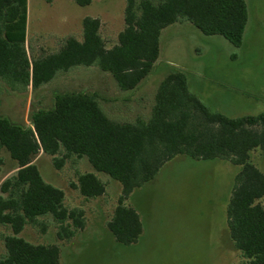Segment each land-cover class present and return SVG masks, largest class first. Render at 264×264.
<instances>
[{
    "label": "trees",
    "instance_id": "1",
    "mask_svg": "<svg viewBox=\"0 0 264 264\" xmlns=\"http://www.w3.org/2000/svg\"><path fill=\"white\" fill-rule=\"evenodd\" d=\"M74 1L88 7L94 0ZM248 20L245 0H127L125 28L112 47L101 34V21L86 18L82 40L69 38L57 53L30 62L27 0H0V81L35 91L59 72L97 67L111 74L121 91L132 92L153 72L168 27L190 23L204 36H220L241 48ZM100 102L97 95L65 93L55 96L52 109L33 112L29 126L0 117V152H8L17 164L0 186V228L12 231L0 233L6 250L0 264H60L58 246L20 237L41 218H53L60 241L85 230V211L68 208L65 193L44 181L36 165L41 155L51 156L58 171L86 158L96 172L121 184L107 228L123 246L143 235L138 212L126 202L166 163L185 156L239 167L226 211L230 239L248 264H264V175L251 162L254 151H264V113L241 118L213 113L190 92L183 73L161 84L148 121H115ZM2 166L0 160V173ZM70 188L86 201L107 193L106 184L92 173L78 175Z\"/></svg>",
    "mask_w": 264,
    "mask_h": 264
},
{
    "label": "rangeland",
    "instance_id": "2",
    "mask_svg": "<svg viewBox=\"0 0 264 264\" xmlns=\"http://www.w3.org/2000/svg\"><path fill=\"white\" fill-rule=\"evenodd\" d=\"M245 1L249 20L241 48L220 36H204L190 23L183 24L190 31L181 24L165 29L160 37L159 60L141 84L137 99H145L150 105L153 102L155 106L164 80L171 74L183 73L193 91L196 87L217 95L229 90L254 99L256 102L244 109L242 116L264 113V0ZM126 5L127 0H94L88 7L78 6L74 0H27L25 45L30 62L57 53L69 38L82 40L86 18L101 21V34L108 47H112L125 28ZM174 29L185 32L175 36ZM63 77L62 81L70 84L69 92L100 97L105 113L116 118L110 116L115 121H119L116 110L124 109L126 97L132 95L121 91L112 75L97 67H78ZM7 82L0 81V117L29 126L40 100L43 110L53 108L51 98L59 90L58 82L30 92L33 106L29 113L28 89ZM219 101H206L211 112L232 110L227 101ZM27 116L28 125L24 124ZM151 116L152 111L141 119L148 121ZM0 160L3 161L1 186L15 174L13 169L17 164L4 150L0 152ZM251 162L264 175V151H254ZM36 165L47 184L65 193L68 208L85 211V230L69 241L57 238L58 225L52 217L39 219L40 225L27 226L20 235L35 245L58 246L60 264H248L230 239L226 215L239 167L220 160L195 161L185 156L166 163L150 183L134 191L126 202L138 212L143 235L136 244L123 246L107 228L122 194L119 182L96 172L86 158L68 162L61 171L55 169L53 158L48 155H41ZM86 173L96 175L106 184L104 197L86 201L70 188L78 175ZM0 233L11 235L12 231L2 227ZM5 252L0 241V259Z\"/></svg>",
    "mask_w": 264,
    "mask_h": 264
},
{
    "label": "crops",
    "instance_id": "3",
    "mask_svg": "<svg viewBox=\"0 0 264 264\" xmlns=\"http://www.w3.org/2000/svg\"><path fill=\"white\" fill-rule=\"evenodd\" d=\"M181 27L182 28L186 27L187 28L186 30L190 31V29H189L190 27H187L186 25L181 24ZM174 30H175V31H173L174 33H172V32L171 33L173 35H175V36L176 35L182 36L184 34V32H185V29H178V30L174 29ZM173 35H171L172 38L175 37ZM63 45H61V47ZM233 57H235V56H233ZM74 69L75 68H72V69H70V70H68L66 72H59L57 74V76L54 78V80L52 81V83L53 82H58L57 83V87L59 89V90H55V92L53 93V96L51 98L52 99V103H53L52 107L54 106V98H55L56 95L65 94V93H76V92H69L68 88H69L70 84H66L64 81H62V79L64 78L63 76H65L66 74L71 73ZM45 86H48V85H45ZM45 86H42L41 88H44ZM140 88L141 87H138L136 90L132 91V95H128L126 97V99H125L126 106L123 107L124 109L119 107V110L118 111L116 110L117 113L119 112L118 113L119 116L117 115V118L119 117V121H136L137 119L147 118L148 116H150V113H151V111H152V109L154 107V104H153V102H151V105L148 102L146 103L145 99H142V100H138L137 99L138 98L137 94L140 91ZM27 89H28V92H29V97H28V102H27V110H28L27 113H29V108L31 109L32 106H33L32 105L33 98H32V94H30V92L33 91V90H32V86H29ZM189 89H190V92L194 96H196L203 104H205L209 109H211V108H210V106H208L206 101H210V100L211 101L212 100H215V101H219L220 100L219 102H223V100L227 101L229 103V106L232 107V110H229L228 113H224L223 112L224 110H221V109H216L214 111L216 113L223 114V115H225L227 117H230V118L246 117V116H242L245 113L244 109H247V108L251 107L256 102L254 99H250V98H248L245 95H240L237 92L234 93V92H231L229 90H225L221 94L211 95L210 93H214V91L204 90L202 92L200 88L197 89L196 87L194 89L195 91L191 90V88H189ZM13 92L16 93V91H14V90H13ZM104 106H105V104H104ZM149 106H150V110H148ZM42 107H44V105L42 103V100H40L38 105H37V109L40 110V109H42ZM106 109H107V107H106ZM38 110H35V111H38ZM238 114L241 115V116H239ZM120 117H123L124 119H120ZM130 117H132L133 119L129 120ZM112 118H114V117H112ZM114 119H116V118H114ZM24 124L28 125V116L26 117V120H25Z\"/></svg>",
    "mask_w": 264,
    "mask_h": 264
}]
</instances>
